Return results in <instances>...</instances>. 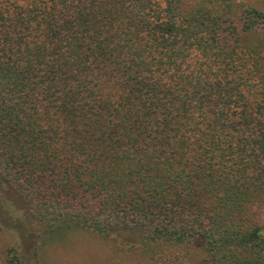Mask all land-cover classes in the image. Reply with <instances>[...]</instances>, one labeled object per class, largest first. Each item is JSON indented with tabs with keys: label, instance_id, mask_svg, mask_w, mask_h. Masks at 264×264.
Segmentation results:
<instances>
[{
	"label": "trees",
	"instance_id": "16d2710c",
	"mask_svg": "<svg viewBox=\"0 0 264 264\" xmlns=\"http://www.w3.org/2000/svg\"><path fill=\"white\" fill-rule=\"evenodd\" d=\"M3 186L50 241L81 231L145 264H264V10L0 0ZM0 264H22L16 248Z\"/></svg>",
	"mask_w": 264,
	"mask_h": 264
},
{
	"label": "rangeland",
	"instance_id": "374dc122",
	"mask_svg": "<svg viewBox=\"0 0 264 264\" xmlns=\"http://www.w3.org/2000/svg\"><path fill=\"white\" fill-rule=\"evenodd\" d=\"M264 10V0H249ZM3 191H2V190ZM0 190V246L16 248L22 264H145L134 253H121L111 242L76 231L50 241L22 200L3 186ZM2 192V193H1ZM264 216V208H262ZM122 239L134 242L136 231H122ZM195 258L191 263H195Z\"/></svg>",
	"mask_w": 264,
	"mask_h": 264
}]
</instances>
